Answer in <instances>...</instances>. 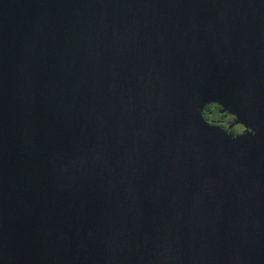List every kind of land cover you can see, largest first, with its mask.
Returning a JSON list of instances; mask_svg holds the SVG:
<instances>
[{"label":"water","instance_id":"1","mask_svg":"<svg viewBox=\"0 0 264 264\" xmlns=\"http://www.w3.org/2000/svg\"><path fill=\"white\" fill-rule=\"evenodd\" d=\"M0 264H264V0H0Z\"/></svg>","mask_w":264,"mask_h":264},{"label":"trees","instance_id":"2","mask_svg":"<svg viewBox=\"0 0 264 264\" xmlns=\"http://www.w3.org/2000/svg\"><path fill=\"white\" fill-rule=\"evenodd\" d=\"M211 109L219 110V113L221 114V119L229 117V115L225 111H223L217 104H208V105H206L205 108H204V111H203L204 117H206L205 113L206 114H210L211 113Z\"/></svg>","mask_w":264,"mask_h":264},{"label":"rangeland","instance_id":"3","mask_svg":"<svg viewBox=\"0 0 264 264\" xmlns=\"http://www.w3.org/2000/svg\"><path fill=\"white\" fill-rule=\"evenodd\" d=\"M205 116H206V119H208L209 121H214V122L220 121L221 119V114L219 113V110H216V109H211V113L210 114L205 113Z\"/></svg>","mask_w":264,"mask_h":264},{"label":"flooded vegetation","instance_id":"4","mask_svg":"<svg viewBox=\"0 0 264 264\" xmlns=\"http://www.w3.org/2000/svg\"><path fill=\"white\" fill-rule=\"evenodd\" d=\"M206 118V117H205ZM208 120V119H207ZM233 118L232 116L229 115V117H226L224 119H220V121H217V122H214V121H209V122H212V123H227V122H232Z\"/></svg>","mask_w":264,"mask_h":264}]
</instances>
